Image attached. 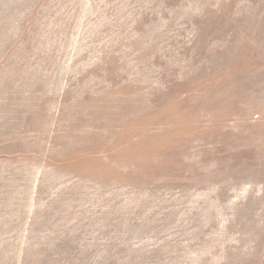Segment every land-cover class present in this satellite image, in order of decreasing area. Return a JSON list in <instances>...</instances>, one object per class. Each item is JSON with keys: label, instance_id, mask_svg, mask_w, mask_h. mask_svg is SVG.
Listing matches in <instances>:
<instances>
[{"label": "rangeland", "instance_id": "rangeland-1", "mask_svg": "<svg viewBox=\"0 0 264 264\" xmlns=\"http://www.w3.org/2000/svg\"><path fill=\"white\" fill-rule=\"evenodd\" d=\"M0 264H264V0H0Z\"/></svg>", "mask_w": 264, "mask_h": 264}]
</instances>
